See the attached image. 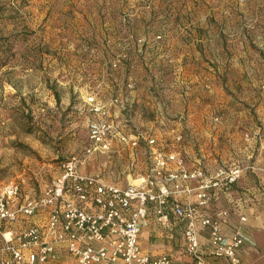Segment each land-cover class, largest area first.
<instances>
[{
	"label": "crops",
	"instance_id": "obj_1",
	"mask_svg": "<svg viewBox=\"0 0 264 264\" xmlns=\"http://www.w3.org/2000/svg\"><path fill=\"white\" fill-rule=\"evenodd\" d=\"M64 1L62 11L69 10V19L81 24L63 53L69 57L67 69L57 67L69 74L64 83L69 81V89L78 91L83 102L96 90V101L109 119L141 138L134 150L126 148L130 157L140 153L142 139L151 136L164 153L181 158L186 169L201 167L207 176L218 166L241 164L239 179L212 197L202 213L213 217L217 211L227 212L218 220L219 234L225 237L244 215L241 229L254 244L237 248L240 264H264V62L249 50L246 35L229 29L225 36L217 34L211 28L216 24L200 14L199 1L149 2L131 19L136 29L124 34L100 28L118 29L122 1ZM191 7L198 13L193 18L187 16ZM93 26L98 32L89 29ZM81 110L87 121L98 116L88 108ZM168 167L175 169V162ZM175 198L188 200L185 195ZM189 200L195 202L193 196ZM183 228L184 221L172 216L166 225L157 223L149 207L147 224L138 235L141 252L150 257L166 254L173 264H192L183 248ZM207 231L199 229V248L210 257ZM210 260L226 263L223 258Z\"/></svg>",
	"mask_w": 264,
	"mask_h": 264
},
{
	"label": "built area",
	"instance_id": "obj_2",
	"mask_svg": "<svg viewBox=\"0 0 264 264\" xmlns=\"http://www.w3.org/2000/svg\"><path fill=\"white\" fill-rule=\"evenodd\" d=\"M96 95L93 90L84 98L89 111L98 116L88 123L81 155L63 161L60 172L36 195L23 194L15 182L0 187V264H73L69 259L74 264H173L166 254L150 257L141 252L138 235L147 224L149 207L161 225L171 216L184 221L183 248L192 264H211L210 257L240 264L237 248L254 244L241 229L246 217L240 215L232 235L225 237L219 234L218 220L227 212L207 217L202 210L239 179L244 167L239 163L221 165L207 176L201 167L186 169L181 158L174 152L164 153L150 136L142 139L149 170L140 183L118 186L96 174H83L79 165L94 153L109 152L118 144L134 150L141 140L120 130L97 103ZM170 162H175V169L168 167ZM193 181L198 182L196 187L189 185ZM177 195L188 200L193 196L195 202L184 203ZM39 211L45 217L41 223L5 227ZM201 227H208L210 257L199 248Z\"/></svg>",
	"mask_w": 264,
	"mask_h": 264
},
{
	"label": "rangeland",
	"instance_id": "obj_3",
	"mask_svg": "<svg viewBox=\"0 0 264 264\" xmlns=\"http://www.w3.org/2000/svg\"><path fill=\"white\" fill-rule=\"evenodd\" d=\"M120 1L118 29L102 26L104 33L124 34L127 29H136V20L131 19L149 2L182 0ZM184 1H199L200 14L203 12L211 25L216 24L211 28L217 34L225 36L229 29L246 35L249 50L264 62V0ZM63 2L0 0V39H8L11 45L10 50L0 52L4 61L0 66V187L15 182L30 196L50 184L63 161L81 155L90 121L81 110H87V105L80 93L69 89V81L64 83L69 74L57 70L67 69L69 57L63 55L67 41L81 29V24L69 19V10L62 11ZM196 9L191 7L187 16H197ZM87 25L86 21L84 27ZM227 44L232 46L230 41ZM143 148L130 157L118 144L109 152L94 153L79 168L83 166V174H96L118 186L138 184L149 170Z\"/></svg>",
	"mask_w": 264,
	"mask_h": 264
},
{
	"label": "trees",
	"instance_id": "obj_4",
	"mask_svg": "<svg viewBox=\"0 0 264 264\" xmlns=\"http://www.w3.org/2000/svg\"><path fill=\"white\" fill-rule=\"evenodd\" d=\"M8 39L5 38H1L0 39V52H2L4 49L10 50L11 49V45L10 43H7ZM2 56L0 55V66L2 64H4V61L2 62ZM45 220L44 214H42V211L37 212L36 214H34V216H31L29 218H23L20 219V221L17 222H13V223H9L7 225H5V227H20L21 225H25L27 226L29 222H36V223H41ZM21 222V224H20Z\"/></svg>",
	"mask_w": 264,
	"mask_h": 264
}]
</instances>
